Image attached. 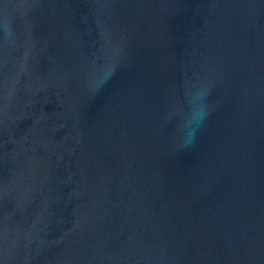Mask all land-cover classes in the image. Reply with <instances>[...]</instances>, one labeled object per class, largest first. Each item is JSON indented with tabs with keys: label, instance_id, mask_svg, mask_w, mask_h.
I'll return each instance as SVG.
<instances>
[{
	"label": "water",
	"instance_id": "1",
	"mask_svg": "<svg viewBox=\"0 0 264 264\" xmlns=\"http://www.w3.org/2000/svg\"><path fill=\"white\" fill-rule=\"evenodd\" d=\"M0 264H264V0H0Z\"/></svg>",
	"mask_w": 264,
	"mask_h": 264
}]
</instances>
